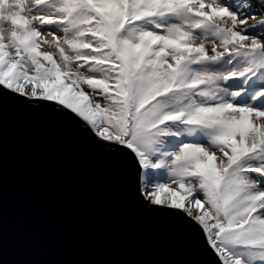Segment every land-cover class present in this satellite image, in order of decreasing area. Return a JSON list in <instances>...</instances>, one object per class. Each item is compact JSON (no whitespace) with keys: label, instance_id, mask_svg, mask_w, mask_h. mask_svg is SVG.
I'll return each instance as SVG.
<instances>
[{"label":"rangeland","instance_id":"obj_1","mask_svg":"<svg viewBox=\"0 0 264 264\" xmlns=\"http://www.w3.org/2000/svg\"><path fill=\"white\" fill-rule=\"evenodd\" d=\"M0 84L131 148L145 199L186 212L224 264H264V11L254 0H0Z\"/></svg>","mask_w":264,"mask_h":264},{"label":"water","instance_id":"obj_2","mask_svg":"<svg viewBox=\"0 0 264 264\" xmlns=\"http://www.w3.org/2000/svg\"><path fill=\"white\" fill-rule=\"evenodd\" d=\"M141 172L66 106L0 84V264H223L186 212L145 199Z\"/></svg>","mask_w":264,"mask_h":264},{"label":"bare ground","instance_id":"obj_3","mask_svg":"<svg viewBox=\"0 0 264 264\" xmlns=\"http://www.w3.org/2000/svg\"><path fill=\"white\" fill-rule=\"evenodd\" d=\"M242 24H243V22H242ZM76 113V112H75ZM78 116H79V114L78 113H76Z\"/></svg>","mask_w":264,"mask_h":264},{"label":"trees","instance_id":"obj_4","mask_svg":"<svg viewBox=\"0 0 264 264\" xmlns=\"http://www.w3.org/2000/svg\"><path fill=\"white\" fill-rule=\"evenodd\" d=\"M163 136H164V134H163ZM218 251V250H217ZM218 253L220 254V252L218 251Z\"/></svg>","mask_w":264,"mask_h":264}]
</instances>
